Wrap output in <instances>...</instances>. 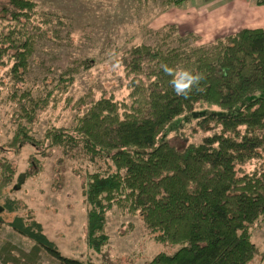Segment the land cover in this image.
<instances>
[{
  "label": "trees",
  "instance_id": "16d2710c",
  "mask_svg": "<svg viewBox=\"0 0 264 264\" xmlns=\"http://www.w3.org/2000/svg\"><path fill=\"white\" fill-rule=\"evenodd\" d=\"M34 5L31 0H0V22L7 23L0 30V71L5 69L14 105L10 146L31 144L42 153L52 148L66 153L81 146L90 161H103L104 170L87 174L82 190L86 250H104L110 239L107 215L120 208L137 212L155 243L179 246L147 264H248L257 253L249 230L259 218L264 222V169H243L264 154V30L244 29L207 46H195V35H179L172 25L152 32L158 38L155 45H133L120 56L128 80L126 99L80 97L72 106L85 111L70 130L53 127L36 139L29 132L37 111L60 103L58 97L68 91L82 62L62 73L56 92L45 97L17 88L34 52V36L25 32L30 24L37 28ZM40 15L44 24L53 23ZM163 65L205 78L187 98L177 96ZM201 105L224 113L199 120L203 130H212L199 144L177 148L157 142L174 119ZM9 170L6 166L0 180V196L10 185ZM4 210L15 213L16 202L5 198ZM8 225L57 264H90L62 256L34 220L14 216ZM132 230L128 224L121 236Z\"/></svg>",
  "mask_w": 264,
  "mask_h": 264
},
{
  "label": "rangeland",
  "instance_id": "374dc122",
  "mask_svg": "<svg viewBox=\"0 0 264 264\" xmlns=\"http://www.w3.org/2000/svg\"><path fill=\"white\" fill-rule=\"evenodd\" d=\"M31 1L37 13L34 21L37 28L34 30L30 24L25 32L34 36V52L28 59V72L17 88L45 97L49 91L56 92L54 88L62 73L82 62V67L72 75L68 91L58 97L60 103L49 104L46 109L37 111L29 134L41 139L50 128L70 130L74 126L76 117L85 111V107H73L71 101L75 103L80 97L95 100L112 97L117 102L126 99L128 80L119 66L120 56L133 45H155L158 38L151 33L163 28L154 25L161 16L179 15L181 24L183 5L188 0L178 6L174 5V0ZM250 1L259 5L263 0ZM175 7L180 9L175 10ZM40 13L53 23L44 24ZM57 19L62 20L61 26L57 25ZM6 24L0 22V30ZM176 30L179 35L188 34L180 25ZM4 73L5 69L0 71L4 82V86H0V180L9 166L11 182L1 190L0 196L3 220L0 225V264H57L43 248L9 227L14 216L40 223L44 235L62 256L90 264H147L157 254L174 253L179 246L155 243L140 215L120 208L107 215L106 231L110 239L104 250L100 254L86 250L87 206L82 190L87 174L104 170L105 165L102 160L90 161L81 152V146L66 153L61 148L46 149L48 156L31 144L11 147L10 114L14 105L9 100L10 84ZM211 113L224 112L215 106L201 105L192 113L174 119L157 142L177 148L199 144L212 132L203 130L199 120ZM243 169L246 172L264 169V154ZM5 198L16 202L15 213L5 212ZM128 224L133 225V230L121 236ZM249 237L257 253L248 264H264L262 219L256 220L250 228Z\"/></svg>",
  "mask_w": 264,
  "mask_h": 264
},
{
  "label": "crops",
  "instance_id": "0c3cea01",
  "mask_svg": "<svg viewBox=\"0 0 264 264\" xmlns=\"http://www.w3.org/2000/svg\"><path fill=\"white\" fill-rule=\"evenodd\" d=\"M182 14L181 24L179 15L168 14L161 16L154 25L157 28L180 25L185 33L198 38L197 45L212 44L244 29L264 30V3L255 5L250 0H188L183 5Z\"/></svg>",
  "mask_w": 264,
  "mask_h": 264
},
{
  "label": "clouds",
  "instance_id": "9594fccd",
  "mask_svg": "<svg viewBox=\"0 0 264 264\" xmlns=\"http://www.w3.org/2000/svg\"><path fill=\"white\" fill-rule=\"evenodd\" d=\"M166 74L172 76L170 84L177 96L187 98L193 89H199L201 81L205 78L201 73H194L190 70L179 68L173 69L163 65Z\"/></svg>",
  "mask_w": 264,
  "mask_h": 264
}]
</instances>
